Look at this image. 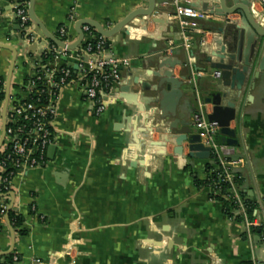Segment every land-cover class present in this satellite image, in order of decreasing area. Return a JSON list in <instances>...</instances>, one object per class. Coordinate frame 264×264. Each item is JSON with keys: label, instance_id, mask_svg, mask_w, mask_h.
<instances>
[{"label": "crops", "instance_id": "obj_1", "mask_svg": "<svg viewBox=\"0 0 264 264\" xmlns=\"http://www.w3.org/2000/svg\"><path fill=\"white\" fill-rule=\"evenodd\" d=\"M19 1L28 2L0 0V44L13 47L17 53L9 98L22 95L12 87L21 85L33 72L27 58L49 45L35 26L32 33L38 40L28 41L14 17ZM182 2L188 5L192 0ZM156 4L155 15L143 19L145 27L137 19L110 41L109 55L127 59L129 67L119 70V84L101 94L105 111L96 116L77 86L64 89L52 126L54 154L47 152L43 165L12 179L13 206L23 217L22 229L27 232L22 238L14 235L13 250L21 257L19 264L264 261L260 236L253 235L249 242L243 226L226 217L222 204L210 198L209 190L196 186V179H206V162L185 160L176 154L178 136L154 127L153 106L141 113L137 106L114 94L118 86L131 85L135 77L153 82L165 70L185 79L176 119L193 125L201 103L205 115L210 114L212 105L206 100L215 92L222 96L223 105L237 106V118L230 125L236 130L237 141V146L231 147L233 169L241 177V190L257 205L258 228H264V70L259 71L264 47L257 46L247 74L243 75L242 65H238L236 76L224 72L216 77L203 51L212 62H220L222 36L215 31L222 28L232 48L235 25L244 26L241 16H213L195 22L204 33H189L190 44L185 47L179 27L171 20L172 0H156ZM146 6L147 0H34V13L49 33L55 35L65 27L75 41V23L67 21L72 11L79 20H92L109 29ZM254 13L263 23L264 0L256 2ZM143 30L148 34L141 35ZM226 56L234 58L232 53ZM11 57L10 51L0 49L4 100ZM142 96L152 98L153 92ZM4 100L0 102V141ZM11 202L10 197L9 207ZM68 245L74 248L71 257L63 255ZM11 247V230L4 226L0 254Z\"/></svg>", "mask_w": 264, "mask_h": 264}, {"label": "built area", "instance_id": "obj_2", "mask_svg": "<svg viewBox=\"0 0 264 264\" xmlns=\"http://www.w3.org/2000/svg\"><path fill=\"white\" fill-rule=\"evenodd\" d=\"M172 3L174 13L171 16V20L176 22L179 27V36L183 41V45L189 47V33L199 35L204 33L203 30L195 25V22L209 20L213 15L184 5L182 0H172ZM14 17L27 35L28 41L36 42L38 38L32 33L34 25L30 22L27 15V5L25 3H16ZM78 20L73 11L69 13L68 22L76 23ZM82 30L84 32L83 42L86 43L94 38L93 32L95 31L93 29L85 26ZM58 33L61 38H66L65 41L59 39L64 44L68 45L74 42L67 35L65 27H61ZM106 41L104 37L98 35L95 46L96 54L94 55L91 53L92 47L90 45L87 46L84 53H80L78 50L67 51L49 43L48 47L41 50L38 55L27 58L28 65L33 69L30 77L37 76L36 74L41 71L45 75L47 93L45 89H36L35 82H30L25 91L21 92L22 95L19 98H16L18 96L9 98L5 113V138L0 148V153L3 155V159L0 161V174L6 173L7 175L4 178L0 177V188H11L10 183L16 175L27 174L44 164L48 147L54 144L52 126L57 115V101L60 99L61 92L64 89L77 86L84 94L86 100L93 105V112L96 116H100L105 111L101 94L107 93L120 83V67H129L127 59H118L113 55H109L105 48ZM46 53L54 55L55 64L46 65L42 63L41 58ZM61 56H66L68 62L76 64L78 66L77 71H73L67 65L59 68L57 64L60 62L59 58ZM87 74L92 75L88 83L84 82ZM215 76L218 77V73ZM35 79L40 81L41 77H36ZM104 89L108 91L105 92ZM31 94H37L39 97L47 94V102L44 105H39V98L36 103L23 102ZM206 116L202 105L199 104L197 112L192 119L193 128L200 137L201 145L210 150V160L215 159L218 162L217 164L214 162L210 163L216 170L221 171L217 174L218 183H223L227 186L225 189L226 196L230 197L238 206L232 212L233 217L228 219L241 224L245 230V236L251 242L253 237L252 230L260 227V222L256 217L253 220L248 219L243 199L240 196V188L235 182L234 161L229 160L232 158L233 149L217 141L219 127L214 122H208ZM186 153L187 146L184 143L183 154ZM210 160L207 162H210ZM205 173L206 178L211 174V172ZM10 177L12 178L10 179ZM220 193L221 190L215 189V195ZM6 210L7 207L0 201V220L2 222L6 216ZM73 249V246L68 245L63 255L71 257ZM70 264H75L74 260ZM249 264H264V261L258 262L253 259Z\"/></svg>", "mask_w": 264, "mask_h": 264}, {"label": "water", "instance_id": "obj_3", "mask_svg": "<svg viewBox=\"0 0 264 264\" xmlns=\"http://www.w3.org/2000/svg\"><path fill=\"white\" fill-rule=\"evenodd\" d=\"M258 0H212L210 2H199L198 0H192L188 4L193 9L200 10L204 13L217 17H225L233 14L241 16L243 27L235 25V38L234 46L231 48L228 44V37H223V29L218 28L215 33L222 36L221 47L219 50L220 62H212L211 56H207V51H203L206 55V62L210 64L211 68L216 70L218 76L224 72H230L233 76L238 73V65H242L240 69L243 75L249 72V68L252 64L256 48L261 45L264 47V22L261 23L257 20L254 13V5ZM157 9L156 0H147V6L144 9H137L126 16L122 21L117 23L111 28H105L100 23L92 20H78L75 23V32L77 34L76 40L71 44H64L55 35L49 33L42 23L37 19L34 13V0H28L27 2V15L30 22L40 30L41 35L49 43L57 46L58 48L67 51H76L84 40L83 27L87 26L93 29L97 35L104 37L108 42L116 36L120 31L126 30L137 19H141L143 26L147 23L143 19H149L155 15ZM154 21V20H153ZM145 27V26H144ZM15 30H20L19 26H15ZM106 50L109 48L108 43L105 45ZM248 48V50H246ZM0 49H5L11 52V63L9 76L5 89V100L3 104L2 112V124L3 131L0 141V148L3 145L5 138V113L9 101V93L11 88V77L15 67L17 53L16 50L9 46L0 44ZM245 51L247 52L244 56ZM227 53H232L234 58H228ZM60 62L66 63L67 67L73 71H77L78 66L68 62L66 56L59 58ZM175 65V64H174ZM173 68V65L170 67ZM122 67L119 68L121 70ZM264 70V53L259 63V71ZM131 75H129L130 77ZM257 77V74H255ZM184 78H175L170 71H161L156 75L153 82H144L135 77L132 80V84H125L118 86L114 90V94H118L121 99L130 104H134L138 107L141 113H144V108L147 106H153V114L157 120H154V127L157 129L168 130L166 132L172 136L177 137V147L175 149L176 154H180L186 160L187 158L209 161L211 158L210 150L200 143V137L195 132L193 125L189 122H184L176 119L177 107L183 98ZM146 92H153L152 98H145L142 96ZM222 96L219 92H215L212 98L206 100L207 104L212 105L211 113L206 116L208 122H214L219 127V143L229 147L237 146L236 130L231 129L230 125L236 120L238 109L234 105H223ZM202 104V103H201ZM145 121H148L149 116L145 115ZM181 128H178V126ZM163 131V130H162ZM186 143L187 153L183 154V144ZM56 147L53 145L48 147V155H53ZM9 196L12 199L9 209L14 204V193L10 192ZM5 220L8 222V216H5ZM11 230V229H10ZM12 247L7 253H1L5 255L12 252L14 248V233L11 230Z\"/></svg>", "mask_w": 264, "mask_h": 264}, {"label": "trees", "instance_id": "obj_4", "mask_svg": "<svg viewBox=\"0 0 264 264\" xmlns=\"http://www.w3.org/2000/svg\"><path fill=\"white\" fill-rule=\"evenodd\" d=\"M19 3H23L22 1H19ZM18 22V21H17ZM56 38L65 41L66 38H61L60 34L57 32L55 34ZM93 36L94 38L89 40L88 42H83L81 44V46L78 48V52L80 53H84L85 49L87 48L88 45H90L92 47V51L91 53L94 55L96 54V50H95V46L98 40V35L93 32ZM106 43H108L109 48L107 49V51L109 52L110 50V42L106 41ZM42 63L44 64H50L53 65L55 64V60H54V55L52 53H46L42 56ZM58 67H65V63L63 62H59ZM37 76L35 77H29L27 78L21 85L19 86H13L12 87V91H25L26 87L28 86V84H30V82H35L36 84V89H45L46 93H47V86H46V82H45V75L43 74V72L41 71L40 73L36 74ZM75 76V74H74ZM36 77H41L40 81H36ZM92 78L91 74H87L84 78V82L88 83ZM112 85V84H111ZM112 87V86H111ZM3 90H4V82L0 79V102L4 100V94H3ZM105 92H107L108 90L104 89ZM16 96L13 95L12 98H15ZM19 98V97H16ZM39 98L38 104L39 105H44L47 102V94L39 97L37 94H31L29 95L25 100H23V102H33L36 103L37 99ZM100 98V96H99ZM219 138L220 135H218L217 141L219 142ZM3 159V155L0 153V161ZM230 161H233V158L229 159ZM214 162L215 164H217L218 162L215 159H211L210 162L206 163L205 166V172H211V174L204 180V181H199V180H195V184L199 189L202 188H207L209 190V196L212 200L220 202L222 204L223 207V212L226 215L227 218H231L233 217L232 212L234 210H236L238 208V206L234 203V201L230 198L227 197L225 194V189L227 188V186L223 183H218V179H217V174H219L221 171L220 170H216L212 164ZM234 170V169H233ZM7 174H0V177L4 178ZM235 176H236V185L238 186V188H240V185L242 183L241 177L239 176L238 173L235 172ZM12 177H10L11 179ZM9 179V178H8ZM215 189H219L221 190V193L219 195H215L214 191ZM12 192L11 188H7L4 189L3 187L0 188V201L4 204V206L7 207L6 210V214L8 216V222L5 220H3V222L0 220V231L4 228V226H8L12 232L14 233V235L16 236V238H22L24 237L27 232L25 230L22 229V225L24 222V219L21 215H19L17 213L16 208L13 206L11 209H9V204H10V196L9 193ZM240 192V196L243 199V204L246 210V214L249 220H253L255 218V212L257 210V205L256 203L252 202L251 200H249L247 198V196L243 193V191L239 190ZM237 221L238 218H236ZM252 235H257L260 236L261 242L264 245V228H254L252 230ZM16 258V260H14ZM21 261V257L19 254H17L16 249H14L12 252L5 254V255H0V264H19Z\"/></svg>", "mask_w": 264, "mask_h": 264}, {"label": "rangeland", "instance_id": "obj_5", "mask_svg": "<svg viewBox=\"0 0 264 264\" xmlns=\"http://www.w3.org/2000/svg\"><path fill=\"white\" fill-rule=\"evenodd\" d=\"M145 26H146V25H145ZM140 33H141V35H143V34H144V35H145V34H148V33H147V32H145L144 30H143V31H141ZM137 36H140V34H139V35H137Z\"/></svg>", "mask_w": 264, "mask_h": 264}]
</instances>
